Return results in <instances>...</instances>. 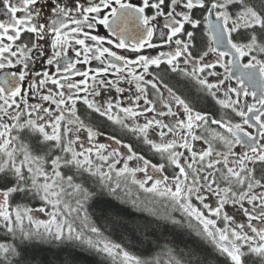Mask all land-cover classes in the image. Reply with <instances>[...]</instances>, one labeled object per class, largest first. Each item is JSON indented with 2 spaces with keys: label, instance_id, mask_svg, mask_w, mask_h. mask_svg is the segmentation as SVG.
I'll use <instances>...</instances> for the list:
<instances>
[{
  "label": "snow or ice",
  "instance_id": "obj_1",
  "mask_svg": "<svg viewBox=\"0 0 264 264\" xmlns=\"http://www.w3.org/2000/svg\"><path fill=\"white\" fill-rule=\"evenodd\" d=\"M37 243L264 264V0H0V264Z\"/></svg>",
  "mask_w": 264,
  "mask_h": 264
},
{
  "label": "trees",
  "instance_id": "obj_2",
  "mask_svg": "<svg viewBox=\"0 0 264 264\" xmlns=\"http://www.w3.org/2000/svg\"><path fill=\"white\" fill-rule=\"evenodd\" d=\"M148 194L143 193L135 186H132L131 196L136 198L139 196L142 200L147 197ZM138 215V213H137ZM118 241L119 237H114ZM126 242V241H125ZM57 251L55 244L45 245V244H35L30 248V255L35 257L36 264H46L48 260L53 258V254ZM80 259L79 264H100V257L95 256L91 253H79Z\"/></svg>",
  "mask_w": 264,
  "mask_h": 264
},
{
  "label": "flooded vegetation",
  "instance_id": "obj_3",
  "mask_svg": "<svg viewBox=\"0 0 264 264\" xmlns=\"http://www.w3.org/2000/svg\"><path fill=\"white\" fill-rule=\"evenodd\" d=\"M100 31L103 33L104 30L103 29H100ZM177 86L180 87L181 89L183 87L182 84L181 85H177Z\"/></svg>",
  "mask_w": 264,
  "mask_h": 264
},
{
  "label": "rangeland",
  "instance_id": "obj_4",
  "mask_svg": "<svg viewBox=\"0 0 264 264\" xmlns=\"http://www.w3.org/2000/svg\"><path fill=\"white\" fill-rule=\"evenodd\" d=\"M41 219H47V217L43 216L42 214L40 215Z\"/></svg>",
  "mask_w": 264,
  "mask_h": 264
}]
</instances>
